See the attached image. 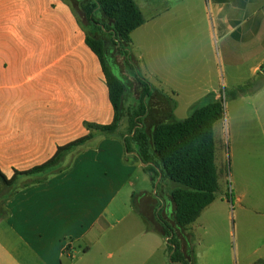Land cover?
Segmentation results:
<instances>
[{"label":"crops","instance_id":"obj_1","mask_svg":"<svg viewBox=\"0 0 264 264\" xmlns=\"http://www.w3.org/2000/svg\"><path fill=\"white\" fill-rule=\"evenodd\" d=\"M199 1L168 8L133 0L143 18L139 28L186 4L180 9L191 15ZM210 9L233 65L243 50L254 56L249 69L257 75L264 66V0H210ZM113 120L104 73L72 7L65 0H0V172L9 179L41 166L59 147L90 134L86 125ZM133 155L116 133L93 134L54 168L19 177L16 192L0 199L7 212L0 221V264H155L165 239L153 212L150 221L133 203V194L136 202L145 199L134 190L144 171L128 158ZM234 193L242 210L244 196ZM214 202L184 235L202 228ZM164 207L172 218L167 200Z\"/></svg>","mask_w":264,"mask_h":264},{"label":"rangeland","instance_id":"obj_2","mask_svg":"<svg viewBox=\"0 0 264 264\" xmlns=\"http://www.w3.org/2000/svg\"><path fill=\"white\" fill-rule=\"evenodd\" d=\"M65 1L86 35L99 32L85 19L75 0ZM134 1L138 4L140 0ZM177 1L181 0H151L168 8ZM194 3L198 6L200 1ZM180 8L171 9L157 22L132 32L129 46L132 69L125 64L124 56L114 51L126 86L116 134L127 143L128 152L134 153L128 158L139 163L135 156L139 150L130 141V118L139 110L143 95L136 75L151 86L150 96L143 101L146 113L138 119L147 135L160 123L186 119L194 105L221 101L224 117L214 125L216 200L210 216L203 218L202 228L195 230L192 237L182 231L175 234L184 239L183 251L187 243L191 246L194 264L264 262V66L252 76L249 68L254 56L244 54L243 50L234 55L239 64L233 65V56L225 52L215 29L210 0H202L201 8H194L196 11L191 15ZM144 17L147 19L146 14ZM93 134L101 133L93 131ZM142 170L144 173L137 174L134 190L138 196L145 192L146 197L142 202L134 199V205L146 212L150 221L153 212L156 229L161 230L157 218L173 226L171 216L164 212L163 197H168L166 192L170 193L175 184L161 180L159 174L149 172L148 166L145 169L142 166ZM232 189L234 194L244 196L242 210L230 195ZM164 244V255L155 264H170L169 249Z\"/></svg>","mask_w":264,"mask_h":264},{"label":"trees","instance_id":"obj_3","mask_svg":"<svg viewBox=\"0 0 264 264\" xmlns=\"http://www.w3.org/2000/svg\"><path fill=\"white\" fill-rule=\"evenodd\" d=\"M75 2L78 3L85 19L99 31L86 35V44L100 62L114 110V120L108 126L86 125L90 134L59 147L55 155L41 166L26 172H14L9 179L0 172V199L4 198L3 202L16 192L19 177L44 173L54 168L66 153L90 141L93 131L102 135H112L118 130L126 86L115 63L114 51L122 54L125 64L130 69L133 68L129 52L130 35L143 24L142 15L133 0H75ZM136 79L143 87V95L139 110L130 118V141L139 150L135 156L143 169L148 166L149 172L157 173L161 180L175 184L166 197L172 207L173 226L157 218L161 234L169 249L170 264H194L191 246L188 247L187 243L186 249L182 251L175 231L185 230L200 212L216 199L218 177L214 165L213 126L224 117L223 104L221 101L210 100L205 106L194 105L186 119L160 123L147 135L138 119L146 113L147 106L143 101L150 96L151 86L138 75ZM124 146L128 152L127 143H124ZM136 197L137 195H132L133 200ZM142 197H146V194L138 198ZM6 217L7 212L1 208L0 221ZM255 264L264 262L258 261Z\"/></svg>","mask_w":264,"mask_h":264},{"label":"water","instance_id":"obj_4","mask_svg":"<svg viewBox=\"0 0 264 264\" xmlns=\"http://www.w3.org/2000/svg\"><path fill=\"white\" fill-rule=\"evenodd\" d=\"M262 72H263V74H264V70H263Z\"/></svg>","mask_w":264,"mask_h":264}]
</instances>
